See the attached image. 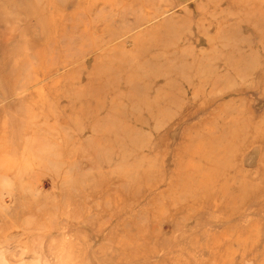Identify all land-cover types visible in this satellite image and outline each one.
Returning <instances> with one entry per match:
<instances>
[{"label": "rangeland", "instance_id": "obj_1", "mask_svg": "<svg viewBox=\"0 0 264 264\" xmlns=\"http://www.w3.org/2000/svg\"><path fill=\"white\" fill-rule=\"evenodd\" d=\"M0 264H264V0H0Z\"/></svg>", "mask_w": 264, "mask_h": 264}]
</instances>
